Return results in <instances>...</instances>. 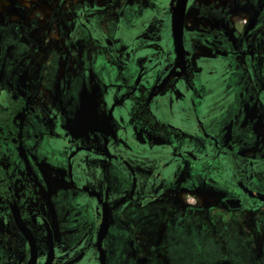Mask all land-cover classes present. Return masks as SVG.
I'll return each instance as SVG.
<instances>
[{
  "label": "flooded vegetation",
  "instance_id": "obj_1",
  "mask_svg": "<svg viewBox=\"0 0 264 264\" xmlns=\"http://www.w3.org/2000/svg\"><path fill=\"white\" fill-rule=\"evenodd\" d=\"M179 3L0 0V264H264V0Z\"/></svg>",
  "mask_w": 264,
  "mask_h": 264
},
{
  "label": "water",
  "instance_id": "obj_2",
  "mask_svg": "<svg viewBox=\"0 0 264 264\" xmlns=\"http://www.w3.org/2000/svg\"><path fill=\"white\" fill-rule=\"evenodd\" d=\"M184 4L185 0H180L178 7L174 11L173 15V34L174 41L178 51H180L182 47V24H183V12H184Z\"/></svg>",
  "mask_w": 264,
  "mask_h": 264
},
{
  "label": "bare ground",
  "instance_id": "obj_3",
  "mask_svg": "<svg viewBox=\"0 0 264 264\" xmlns=\"http://www.w3.org/2000/svg\"><path fill=\"white\" fill-rule=\"evenodd\" d=\"M7 6H8V4H5V3L2 2V6H1V7H3L4 10L7 8ZM10 15L13 16L14 14L10 13ZM195 194L201 196L202 192H200V191H195ZM203 204L205 205L206 202H203Z\"/></svg>",
  "mask_w": 264,
  "mask_h": 264
},
{
  "label": "rangeland",
  "instance_id": "obj_4",
  "mask_svg": "<svg viewBox=\"0 0 264 264\" xmlns=\"http://www.w3.org/2000/svg\"><path fill=\"white\" fill-rule=\"evenodd\" d=\"M22 1H23V0H22ZM24 4L26 5L25 2H24ZM197 196H198V198L200 199L201 203L206 202V199H205V197H204L203 194H201V196H200V195H197Z\"/></svg>",
  "mask_w": 264,
  "mask_h": 264
}]
</instances>
